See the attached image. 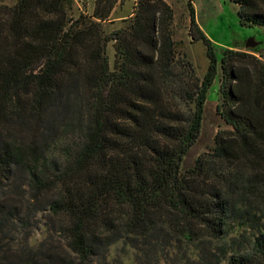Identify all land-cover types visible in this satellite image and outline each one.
I'll return each mask as SVG.
<instances>
[{
    "label": "trees",
    "instance_id": "1",
    "mask_svg": "<svg viewBox=\"0 0 264 264\" xmlns=\"http://www.w3.org/2000/svg\"><path fill=\"white\" fill-rule=\"evenodd\" d=\"M78 1L77 15L75 0L0 3V264H115L121 241L135 264H264L257 47L225 48L219 64L186 0L210 60L200 77L177 53L166 0H134L116 20L126 0ZM232 1L243 24L264 26V0ZM217 77L231 128L183 171Z\"/></svg>",
    "mask_w": 264,
    "mask_h": 264
},
{
    "label": "rangeland",
    "instance_id": "2",
    "mask_svg": "<svg viewBox=\"0 0 264 264\" xmlns=\"http://www.w3.org/2000/svg\"><path fill=\"white\" fill-rule=\"evenodd\" d=\"M16 0H0V3L13 5ZM174 9L173 21V39L176 43L178 54H186L194 63L197 74L203 77L209 65L206 44L202 40H194L189 32L190 15L186 0H167ZM134 0H126L123 5H118L111 20H116L124 13L128 15L131 12ZM197 22L202 30L212 40L217 57L220 60L225 48L235 45L246 48L248 40L253 38L258 45L256 46L264 59V26L243 24L239 15V5L232 0H194ZM94 0L88 1L89 12H92ZM83 5L75 0L72 7V14L77 15ZM115 23L105 24V28L110 30L120 25ZM108 54L113 57L114 50L111 44L108 45ZM219 91V77L216 78L208 91L207 101L205 103L201 134L195 144L188 150L183 158L181 169L183 171L193 167L196 159L202 153L211 150L215 146V135L220 129H230L231 126L217 112V105L221 102ZM42 224L47 221L43 215L39 216ZM44 227L37 231L32 241L35 242L44 237ZM182 248L181 251H184ZM191 251L190 248L186 249ZM180 252V250H177ZM135 250L124 242H118L111 246L109 260L116 263L135 264ZM176 252V251H175ZM170 264V263H163ZM222 264H228L223 261Z\"/></svg>",
    "mask_w": 264,
    "mask_h": 264
},
{
    "label": "water",
    "instance_id": "3",
    "mask_svg": "<svg viewBox=\"0 0 264 264\" xmlns=\"http://www.w3.org/2000/svg\"><path fill=\"white\" fill-rule=\"evenodd\" d=\"M257 45H258V42H256L253 38H251L246 43V48H255Z\"/></svg>",
    "mask_w": 264,
    "mask_h": 264
},
{
    "label": "crops",
    "instance_id": "4",
    "mask_svg": "<svg viewBox=\"0 0 264 264\" xmlns=\"http://www.w3.org/2000/svg\"><path fill=\"white\" fill-rule=\"evenodd\" d=\"M167 1V0H166ZM118 19H120V18H118ZM201 27V26H200ZM238 48H242L241 46H238ZM258 55H259V53H257Z\"/></svg>",
    "mask_w": 264,
    "mask_h": 264
}]
</instances>
